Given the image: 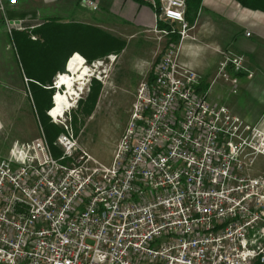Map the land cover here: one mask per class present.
Segmentation results:
<instances>
[{
	"label": "built area",
	"instance_id": "2783aa9c",
	"mask_svg": "<svg viewBox=\"0 0 264 264\" xmlns=\"http://www.w3.org/2000/svg\"><path fill=\"white\" fill-rule=\"evenodd\" d=\"M143 1L155 32L188 37V0ZM181 49L140 85L111 164L66 133L59 156L45 135L0 155V264L264 263V126L211 102Z\"/></svg>",
	"mask_w": 264,
	"mask_h": 264
},
{
	"label": "rangeland",
	"instance_id": "374dc122",
	"mask_svg": "<svg viewBox=\"0 0 264 264\" xmlns=\"http://www.w3.org/2000/svg\"><path fill=\"white\" fill-rule=\"evenodd\" d=\"M18 5L17 0L12 7H7L5 14L0 12V155L8 154L15 141L33 142L44 139L45 135L13 39L15 30L9 32L6 22V19L15 20L8 10L16 9ZM74 12L92 14L94 18L99 15V22L103 15L105 20L114 21L112 23H122L119 17L115 16L118 18L115 19L102 8L99 10L98 5L92 10L90 5L79 3ZM48 15L53 17L41 14L34 18L26 13L20 20L25 29L34 28L48 19L63 21L58 12ZM261 21L249 16L234 18L231 12L212 15L210 10L202 8L194 22L188 21V37L184 41L179 37L175 46L181 45V60L189 63L201 76L202 88L209 89L211 102L227 105L246 122L264 126V28ZM153 22L155 24V19ZM102 29L127 39L125 49L118 55H107L87 63L92 68L91 75L79 97L72 102L73 106L61 118L51 117L50 109L47 115L77 143L74 155L79 156L84 151L109 165L130 122L138 89L149 79L160 55L169 48L170 36L157 33L154 28L145 31L135 27L126 35ZM38 37L32 36L33 39ZM235 59L240 61L239 70L233 64ZM60 74L54 76V83ZM92 78L100 81L101 89L93 112L85 115L79 101L87 99ZM58 90L64 91L56 88L55 93ZM57 148L65 150L59 144Z\"/></svg>",
	"mask_w": 264,
	"mask_h": 264
},
{
	"label": "trees",
	"instance_id": "16d2710c",
	"mask_svg": "<svg viewBox=\"0 0 264 264\" xmlns=\"http://www.w3.org/2000/svg\"><path fill=\"white\" fill-rule=\"evenodd\" d=\"M152 3L143 0H134ZM158 1V0H156ZM203 0H188L187 20L194 22L202 8ZM242 7L264 12V0H236ZM160 29L170 28L165 22H159ZM17 45L19 56L24 64L25 77L32 93L35 110L45 131V137L55 156L61 151L54 145L58 136L67 131L50 121L47 110L53 107V95L56 91L53 78L60 72H66L68 60L72 54L81 53L87 63L111 54H120L126 47V41L101 27L83 23H64L60 20L48 19L31 29L15 30L12 33ZM39 36L33 39L32 36ZM179 40V34L170 36V44ZM68 74V73H66ZM149 79H153V72ZM101 83L96 78L91 79L90 91L85 101H79L81 112L90 115L96 105ZM76 116H74V120ZM264 264V263H256Z\"/></svg>",
	"mask_w": 264,
	"mask_h": 264
},
{
	"label": "crops",
	"instance_id": "0c3cea01",
	"mask_svg": "<svg viewBox=\"0 0 264 264\" xmlns=\"http://www.w3.org/2000/svg\"><path fill=\"white\" fill-rule=\"evenodd\" d=\"M19 5L16 9L11 8L8 13L15 16V20H20L21 15L29 13L30 16L35 18V15L44 14L45 17H53L48 15L53 12H58V17L63 19L64 23H83L95 27L106 28L107 30L118 31V35H124L130 33L131 28L140 27L145 31L152 30L154 27V9L146 3H139L134 0H18ZM85 1H91L98 5L99 10L102 8L103 12L107 15H113L116 19L122 21L120 24L112 23L114 21L105 20V17L99 22V15L94 18L92 14L88 13H75V8L81 3V5L88 6ZM61 3V4H60ZM58 4V5H57ZM74 5V6H73ZM7 7H12L8 4ZM202 8L210 10L212 15H222L228 12L234 14V18L237 17H252L262 20V26L264 28V12L260 10H252L242 7L236 0H203ZM201 8V10H202ZM93 10V9H92ZM2 16V15H1ZM117 16V17H115ZM118 19V18H117ZM129 31V32H127ZM132 33V32H131ZM127 41V39L125 40ZM189 64V63H188Z\"/></svg>",
	"mask_w": 264,
	"mask_h": 264
},
{
	"label": "bare ground",
	"instance_id": "6f19581e",
	"mask_svg": "<svg viewBox=\"0 0 264 264\" xmlns=\"http://www.w3.org/2000/svg\"><path fill=\"white\" fill-rule=\"evenodd\" d=\"M67 71L68 74L61 73L57 78L56 88H63L64 91L58 90L54 95L53 107L49 112L54 119L64 116L66 110L73 106L72 102L79 97L92 68L87 65L84 56L76 52L68 60Z\"/></svg>",
	"mask_w": 264,
	"mask_h": 264
},
{
	"label": "water",
	"instance_id": "95a60500",
	"mask_svg": "<svg viewBox=\"0 0 264 264\" xmlns=\"http://www.w3.org/2000/svg\"><path fill=\"white\" fill-rule=\"evenodd\" d=\"M17 22H19V21H17ZM66 70H67V68H66Z\"/></svg>",
	"mask_w": 264,
	"mask_h": 264
}]
</instances>
